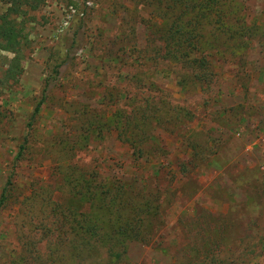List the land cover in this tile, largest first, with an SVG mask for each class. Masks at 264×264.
I'll return each mask as SVG.
<instances>
[{
  "label": "rangeland",
  "instance_id": "374dc122",
  "mask_svg": "<svg viewBox=\"0 0 264 264\" xmlns=\"http://www.w3.org/2000/svg\"><path fill=\"white\" fill-rule=\"evenodd\" d=\"M228 1L244 35L215 40L207 21L190 63L165 40L172 0H46L29 13L30 51L0 92V194L12 181L0 264L70 262L57 226L65 209L90 212V181L152 204L147 240L117 264H264V0ZM80 256L106 264L102 249Z\"/></svg>",
  "mask_w": 264,
  "mask_h": 264
},
{
  "label": "trees",
  "instance_id": "16d2710c",
  "mask_svg": "<svg viewBox=\"0 0 264 264\" xmlns=\"http://www.w3.org/2000/svg\"><path fill=\"white\" fill-rule=\"evenodd\" d=\"M45 1L0 0V4L6 6V9L0 12V51L10 54V57L3 58V66L0 69V92L17 82V75L31 47V42L25 33L26 18L30 12L37 11ZM226 1L206 0V2L197 4L196 1L172 0L174 6H179L178 12L173 16L168 15L169 26L164 35H166V41L170 40L169 42L173 41L175 43L174 47L176 46V48L173 47L175 50L172 51L174 57L179 55L178 59L181 58L190 63V58H188L190 53L199 51L200 41L197 30L203 28L207 21L216 32L213 34L215 40L221 33L228 35L229 41H235L240 35H244V29L240 25L239 18H234L231 21L227 20L229 16L227 8H230L234 2L228 1L227 3ZM188 10L196 15H189ZM203 11L214 13L213 20H206L207 16L205 13L202 14ZM172 13L170 11L168 14ZM183 42H186L190 49L181 48ZM203 65H205L204 59L201 63V66ZM44 101L45 96H42L34 107L31 121L28 123L29 128L32 126V122L39 113ZM119 134L121 137L124 135L121 131ZM126 137L134 152L138 145L136 142L137 136L133 134L132 137ZM22 151H24V146H20L17 156ZM11 183L12 181L9 178L0 194V213L8 200ZM83 188L86 191L84 197L90 212L65 209L62 220L57 226L61 236L67 235L66 239L69 242L66 246L69 247V253L74 256H71L69 262L67 257L60 253L58 256L60 258L52 259L51 264H80L81 261L86 260V258L80 256L81 252L93 253L99 252L100 249L105 252L106 264H117L125 259L131 242L147 240L148 235L151 233L148 217L151 214L152 204L145 198L143 193H126L123 185L119 187L108 184L95 186V183L90 181ZM53 213L54 216L61 215L59 208L58 210L53 209ZM103 217H108L107 223H105L106 221L102 222ZM64 241L66 240L62 242L59 240L58 243L63 244ZM26 245L29 246V244ZM54 254H59V252ZM73 257L80 258L78 263ZM26 258L27 256H20L18 261L12 262L14 260L12 259L10 262L12 264H25ZM34 260L39 262L40 258L37 257ZM93 264L98 263L95 261Z\"/></svg>",
  "mask_w": 264,
  "mask_h": 264
}]
</instances>
